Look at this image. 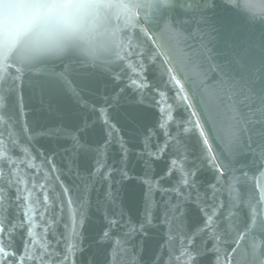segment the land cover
Here are the masks:
<instances>
[{
    "label": "snow or ice",
    "instance_id": "snow-or-ice-1",
    "mask_svg": "<svg viewBox=\"0 0 264 264\" xmlns=\"http://www.w3.org/2000/svg\"><path fill=\"white\" fill-rule=\"evenodd\" d=\"M137 2L140 16L125 12L123 22L116 17L117 25L123 23L119 47L89 62L75 51L82 37L74 25L106 29L111 21L104 0H0V264H84L97 184L105 191L96 201L102 222L93 241L126 264H264V147L259 160L236 167L239 133L251 118L229 103L237 87L241 94L247 89L252 95L246 99L259 102L252 115L264 116V47L258 56L245 50L234 59L239 81L223 66L210 69L218 81L206 93L227 110L225 138L184 77L174 74L181 70L171 58L163 70L167 79L149 78L150 65L166 55L154 53L149 41L156 44L167 32L179 42L174 13L190 5ZM213 6L205 0V8ZM65 100L70 106L62 107ZM145 100L156 109L150 124L119 117L125 102ZM33 102L40 108L33 109ZM33 111L46 113L49 122L40 123ZM41 140L70 142L71 148L61 156ZM113 148L118 167L107 162ZM70 152L92 158L91 170L77 171L73 185L64 179L72 171ZM133 159L143 165L139 176L129 167ZM205 170L212 182L200 180ZM126 180L144 187L138 221L113 191ZM156 227L166 229L165 243L145 260L143 238Z\"/></svg>",
    "mask_w": 264,
    "mask_h": 264
},
{
    "label": "water",
    "instance_id": "water-1",
    "mask_svg": "<svg viewBox=\"0 0 264 264\" xmlns=\"http://www.w3.org/2000/svg\"><path fill=\"white\" fill-rule=\"evenodd\" d=\"M182 2L190 6L177 8L174 13V19L177 21L175 27L180 33L179 42L174 35L167 32L157 37L158 43L152 44L149 41V47L154 53H166V55L157 57L155 65H150L149 78L163 77V79H167L163 70L165 66H170L165 62L171 58L176 69L181 70L178 73L174 70V74L184 77L188 88L196 94L197 99L202 102V106L216 118L217 127L227 138L226 132L229 125L227 110L218 108L217 103H213L206 93V88L217 85L218 81V74L210 69L214 65L223 66L230 70L235 79L239 81L238 65L233 62L234 59L245 50L258 56L260 49L264 47V0H212L214 6L211 9L204 7L205 0H182ZM204 17L207 19L205 20ZM202 81L206 83L202 85ZM234 92L233 100L229 103H234L245 117L251 118V123L239 133L241 154L235 161L236 167L239 168L241 165L250 164L253 159L259 160V153L264 147V116L259 113L252 115L253 105L259 107V102L246 99L247 96L252 95L247 89H243V94H241V89L237 87ZM174 94V92L169 93V95ZM136 99L139 101V97ZM63 106H70L69 102L65 100ZM32 108L39 109V103L33 102ZM155 112L156 109L150 106L148 100H145L143 103L136 104L125 102L118 115L121 119L131 120L135 117L140 123L150 124ZM179 113H183L182 108L179 109ZM32 115L42 124L49 122L44 112L33 111ZM65 123H71V121L66 120ZM40 143L45 147H55L61 156L64 155L65 148H71L70 142L66 141H60L55 145L48 140H41ZM220 147L221 145H217L218 150ZM69 156L71 157L72 171L64 179L69 185H73L77 171L86 175L87 171L91 170L92 158L83 153L70 152ZM118 159V150L111 149L108 154V164L118 167L119 165L116 163ZM57 163H61L60 156L57 157ZM129 167L134 176L143 173V165L140 161L133 159ZM160 167L162 165H157V172ZM115 179L119 180L120 178L116 176ZM200 180L204 183L212 182V172L205 170L201 174ZM104 191L105 186L97 184L91 192L92 224L85 229V251L81 259L84 264H88L89 261H93L94 264H126L123 257L116 259L110 250L98 249L93 241L94 229L102 222L101 213L96 208V201L103 200ZM113 191L127 214L134 221H138L144 203L143 185L137 180H126L114 184ZM156 199L160 200L159 193H157ZM189 223L191 224V219ZM165 231L166 229L163 227L149 229L148 235L143 238L145 260H148L153 252L164 245ZM139 239V237H135L133 242L138 243ZM229 254H231L230 251Z\"/></svg>",
    "mask_w": 264,
    "mask_h": 264
},
{
    "label": "clouds",
    "instance_id": "clouds-1",
    "mask_svg": "<svg viewBox=\"0 0 264 264\" xmlns=\"http://www.w3.org/2000/svg\"><path fill=\"white\" fill-rule=\"evenodd\" d=\"M103 10L111 21L106 29H101L92 22L87 24L81 22L74 25L77 36L82 37L81 46L75 51L89 62L107 58L122 43L120 30L123 23L117 25L116 17L119 16L123 22L125 12L132 17L140 16L143 7L137 0H104ZM5 39H7L6 36Z\"/></svg>",
    "mask_w": 264,
    "mask_h": 264
}]
</instances>
